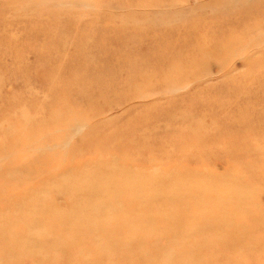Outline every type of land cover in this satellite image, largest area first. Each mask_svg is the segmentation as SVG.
Segmentation results:
<instances>
[{"label":"rangeland","instance_id":"obj_1","mask_svg":"<svg viewBox=\"0 0 264 264\" xmlns=\"http://www.w3.org/2000/svg\"><path fill=\"white\" fill-rule=\"evenodd\" d=\"M263 1L0 0V226H9L24 206L40 199L48 208H64L66 202L53 191L56 182L91 166L169 180L191 175L189 183L220 189L221 205L234 208L236 196L250 197L242 203L247 215L235 219L237 212L230 209L234 224L200 227L178 243L170 236L140 242L146 257L140 264H264ZM126 255L130 262L138 259ZM77 256L79 261L82 256ZM123 257H112L114 264H124Z\"/></svg>","mask_w":264,"mask_h":264},{"label":"bare ground","instance_id":"obj_2","mask_svg":"<svg viewBox=\"0 0 264 264\" xmlns=\"http://www.w3.org/2000/svg\"><path fill=\"white\" fill-rule=\"evenodd\" d=\"M42 1V0H41ZM47 1V0H46ZM57 1V0H56ZM59 1V0H58ZM65 1V0H64ZM90 1V0H88ZM100 1V0H99ZM103 1V0H102ZM136 1V0H135ZM160 1V0H159ZM165 1V0H163ZM168 1V0H167ZM222 1V0H221ZM241 1V0H240ZM259 1V0H258ZM24 2V1H23ZM39 2V1H38ZM69 2V1H68ZM112 2V1H111ZM116 2V1H115ZM125 2V1H124ZM173 2V1H172ZM213 2V1H212ZM225 2V1H224ZM248 2V1H247ZM257 2V1H254ZM264 2V1H263ZM52 3V2H50ZM62 3V1H61ZM75 3V2H74ZM108 3V2H106ZM141 3V2H140ZM156 3V2H154ZM182 3V2H181ZM261 3V2H260ZM26 4V2H25ZM39 4V3H37ZM44 4V3H41ZM57 4V3H56ZM66 4V3H65ZM95 4V3H94ZM113 4V3H112ZM124 4V3H123ZM150 4V3H149ZM152 4V3H151ZM150 4V5H151ZM160 4V3H159ZM189 4V3H188ZM187 4V5H188ZM212 4V3H211ZM252 4V3H251ZM34 4L33 6H35ZM45 5V4H44ZM102 5V4H101ZM122 5V4H121ZM125 5V4H124ZM147 5V3H146ZM157 5V4H156ZM199 5H202L199 4ZM239 5V3H238ZM246 5V4H245ZM255 5V3L253 4ZM262 5V4H261ZM43 6V5H42ZM50 6V5H49ZM131 6V3L130 5ZM198 6V5H197ZM206 6V4H205ZM236 6V5H235ZM241 6V5H240ZM25 7V6H24ZM47 7V6H46ZM54 7V6H53ZM69 7V6H67ZM74 7V6H72ZM71 7V8H72ZM134 7V6H133ZM136 7V5H135ZM159 7V5L157 6ZM173 7V6H172ZM208 7V6H207ZM212 7V6H211ZM216 7V6H215ZM230 7V6H228ZM254 7V6H253ZM263 7V6H262ZM39 8V7H38ZM64 8V7H63ZM70 8V9H71ZM76 10V7H74ZM101 8V7H100ZM137 8V7H136ZM151 8V7H150ZM197 8V7H196ZM202 8V7H201ZM239 8V7H238ZM244 8V7H243ZM247 8V7H246ZM250 8V7H249ZM252 8V7H251ZM28 9V7H27ZM45 9V8H44ZM73 9V8H72ZM71 9V11H72ZM102 9V8H101ZM107 8H105L106 10ZM130 9V8H129ZM142 9V8H140ZM148 9V8H147ZM155 9V8H154ZM227 9V8H226ZM248 9V8H247ZM253 9V8H252ZM251 9V10H252ZM39 10V9H38ZM103 10V9H102ZM123 10V9H121ZM136 10V9H135ZM183 10V9H182ZM198 10V9H197ZM215 10V9H214ZM244 10V9H243ZM250 10V9H249ZM42 11V10H41ZM46 11V10H44ZM48 11V10H47ZM51 11V10H49ZM69 11V10H68ZM78 11V10H77ZM99 11V10H98ZM108 11V10H107ZM137 11V10H136ZM143 11V10H142ZM213 11V10H211ZM240 11V10H239ZM261 11V10H260ZM75 12V11H74ZM73 12V13H74ZM79 12V11H78ZM87 12V11H86ZM89 12V11H88ZM101 12V11H100ZM111 12V11H110ZM120 12V11H118ZM144 12V11H143ZM201 12V11H200ZM229 12V11H228ZM235 12V11H234ZM243 12V11H242ZM255 12V11H254ZM258 12V10H257ZM54 13V12H53ZM105 13V12H104ZM113 13V12H112ZM150 13V12H148ZM159 13V12H158ZM206 13V12H205ZM209 13V12H208ZM211 13V12H210ZM244 13V12H243ZM62 14V13H61ZM72 14V13H71ZM75 14V13H74ZM103 14V13H102ZM109 13H107L108 15ZM117 14V13H116ZM115 14V15H116ZM141 14V13H139ZM152 14V13H151ZM175 14V13H173ZM242 14V13H241ZM256 14V13H255ZM48 15V14H47ZM44 15V16H47ZM52 15V14H51ZM55 15V13H54ZM67 15H69L67 13ZM106 15V16H107ZM110 15V14H109ZM137 15V13H136ZM148 15V14H147ZM162 15V14H161ZM232 15V14H231ZM234 15V14H233ZM247 15V14H246ZM40 16V15H39ZM42 16V14H41ZM125 16V15H124ZM133 16V14H132ZM130 16V17H132ZM144 16V14H143ZM156 16V15H155ZM154 16V17H155ZM228 16V15H227ZM54 17V16H53ZM102 17V15H101ZM129 17V18H130ZM142 17V16H141ZM140 17V18H141ZM205 17V16H204ZM231 17V16H230ZM229 17V18H230ZM233 17V16H232ZM39 18V17H38ZM51 18V17H50ZM107 18V17H106ZM135 19L137 17H134ZM153 18V16H152ZM192 18V17H191ZM211 18V17H210ZM221 18V17H220ZM247 18V17H245ZM18 19V18H17ZM32 19V18H31ZM37 19V18H35ZM33 19V20H35ZM41 19V18H40ZM86 19V18H85ZM90 20V18H88ZM101 19V18H100ZM121 19V18H120ZM144 19V18H142ZM158 19V18H157ZM176 19V16H175ZM186 19V18H185ZM217 19V18H216ZM242 19V18H241ZM66 20V19H65ZM107 20V19H106ZM109 20V19H108ZM191 20V19H190ZM220 20V19H218ZM230 20V19H229ZM228 20V21H229ZM239 20V19H238ZM243 20V19H242ZM13 21V20H12ZM16 21V20H15ZM27 21V19H26ZM53 21V20H52ZM114 21V20H113ZM119 21V20H118ZM162 21V19H161ZM165 21V20H163ZM192 21V20H191ZM215 21V20H214ZM224 21V20H223ZM233 21V20H232ZM235 21V20H234ZM244 21V20H243ZM46 22V21H45ZM157 22V21H156ZM185 22V20H184ZM182 22V23H184ZM193 22V21H192ZM196 22V21H195ZM221 22V21H220ZM245 22V21H244ZM254 22V21H252ZM36 23V22H35ZM60 23V22H59ZM102 23V22H101ZM161 23V22H160ZM191 23V22H190ZM194 23V22H193ZM216 23V22H215ZM219 23V22H218ZM58 24V23H57ZM63 24V23H62ZM67 24V23H65ZM82 24V23H81ZM155 24V23H154ZM157 24V23H156ZM169 24V23H168ZM188 24V23H187ZM208 24V23H207ZM212 24V23H211ZM234 24V23H233ZM233 24H231L233 26ZM240 24V23H239ZM247 24V23H246ZM257 24V23H256ZM31 25V24H30ZM50 25V24H49ZM56 25V23H55ZM74 25V24H73ZM86 25V24H85ZM135 25V24H134ZM164 25V23H163ZM166 25V24H165ZM219 25V24H218ZM224 25V23H223ZM252 25V24H251ZM81 26V25H80ZM130 26V25H129ZM133 26V25H132ZM154 26V25H153ZM170 26V25H169ZM243 26V25H242ZM255 26V25H254ZM53 27V26H52ZM56 27V26H55ZM58 27V26H57ZM68 27V26H67ZM87 27V26H85ZM100 27V26H99ZM138 27V26H137ZM165 27V26H164ZM162 27V28H164ZM177 27V26H176ZM190 27V26H189ZM219 29V26H217ZM222 27V26H220ZM260 27V26H259ZM26 28V27H25ZM63 28V27H62ZM66 28V27H65ZM139 28V27H138ZM154 28V27H153ZM161 28V29H162ZM168 28V27H167ZM216 28V27H215ZM235 28V27H234ZM240 28V27H239ZM250 28V27H249ZM257 28V27H256ZM28 29V28H27ZM26 29V30H27ZM37 29V28H35ZM48 29V28H47ZM53 29V28H52ZM88 29V28H87ZM85 29V30H87ZM92 29V27H91ZM90 29V30H91ZM97 29V27H96ZM173 29V28H172ZM177 29V28H175ZM182 29V28H181ZM204 29V28H203ZM202 29V30H203ZM213 29V28H212ZM261 29V28H260ZM51 30V29H50ZM49 30V31H50ZM84 30V29H83ZM82 30V33H83ZM101 30V29H99ZM157 30V29H156ZM155 30V31H156ZM164 30V29H163ZM199 30V29H198ZM201 30V31H202ZM215 30V29H213ZM231 30V29H230ZM240 30V29H239ZM238 30V31H239ZM248 30V28H247ZM250 30V29H249ZM248 30V33H249ZM254 30V28H253ZM252 30V31H253ZM24 31V30H23ZM74 31V30H73ZM97 31V30H95ZM102 31V30H101ZM172 32V30H170ZM207 31V30H206ZM219 31V30H218ZM236 31V30H235ZM244 31V30H243ZM35 32V31H34ZM37 32V31H36ZM54 32V31H51ZM116 32V31H115ZM148 32V31H147ZM154 32V31H153ZM194 32V31H193ZM192 32V33H193ZM203 32V31H202ZM217 32V31H216ZM227 32V31H225ZM241 32V31H240ZM26 33V32H25ZM39 33V32H37ZM58 33V32H57ZM66 32L64 31V34ZM80 33V32H79ZM92 33V32H91ZM94 33V32H93ZM107 33V32H106ZM129 33V32H128ZM135 33V32H134ZM140 33V32H139ZM152 33V32H151ZM159 33V32H158ZM157 33V34H158ZM177 33V32H176ZM184 33V31H183ZM182 33V35H183ZM201 33V32H200ZM204 33V32H203ZM234 33V32H233ZM238 33V32H237ZM235 33V34H237ZM246 33V32H245ZM260 33V32H259ZM30 34V33H29ZM46 34V33H45ZM49 34V32H48ZM97 34V33H96ZM100 34V33H99ZM155 34V33H154ZM187 34V33H186ZM197 34V33H196ZM199 34V33H198ZM206 34V33H205ZM213 34V33H212ZM244 35V32L242 33ZM253 34V33H252ZM23 35V34H22ZM81 35V34H80ZM102 35V34H101ZM164 35V34H163ZM175 35V34H174ZM181 35V33H180ZM181 35V36H182ZM202 35V34H201ZM221 35V34H219ZM223 35V34H222ZM228 35V34H227ZM242 35V36H243ZM246 35V34H245ZM249 35V34H247ZM255 35V34H253ZM25 36V35H24ZM30 36V35H26ZM35 36V35H33ZM44 36V35H43ZM61 36V35H60ZM59 36V37H60ZM70 36V35H69ZM74 36V34H73ZM109 36V35H108ZM155 36V35H154ZM165 36V35H164ZM170 36V35H168ZM176 36V35H175ZM180 36V37H181ZM204 36V35H203ZM213 36V35H212ZM233 36V35H230ZM2 37V36H0ZM32 37V36H31ZM36 37V36H35ZM40 37V35H39ZM38 37V38H39ZM65 37V36H64ZM76 37V36H74ZM84 37L85 36H81ZM93 37V35H92ZM99 37V36H98ZM111 37V35L109 36ZM113 37V36H112ZM122 37V36H121ZM135 37V36H134ZM166 37V36H165ZM173 37V36H172ZM205 37V36H204ZM237 38V36H235ZM30 38V37H28ZM54 38V37H53ZM72 38V37H71ZM108 38V37H107ZM117 38V35H116ZM124 38V37H122ZM127 38V37H125ZM169 38V37H168ZM167 38V39H168ZM183 38V37H182ZM218 38V37H217ZM245 38V37H244ZM244 38H240L243 39ZM264 38V37H263ZM7 39V38H6ZM24 39V38H23ZM32 39V38H30ZM34 39V38H33ZM48 39V38H47ZM76 39V38H75ZM96 39V38H95ZM98 39V38H97ZM104 39V38H103ZM110 39V38H109ZM121 39V38H119ZM118 39V40H119ZM134 39V38H133ZM158 39V38H157ZM179 39V38H178ZM184 39V38H183ZM182 39V40H183ZM195 39V38H194ZM225 39V38H224ZM227 39V36H226ZM234 39V38H233ZM246 39V38H245ZM251 39V38H250ZM254 39V38H253ZM27 40V39H26ZM46 40V39H45ZM60 40V39H59ZM77 40V39H76ZM108 40V39H107ZM112 42V39H110ZM129 40H132L131 38ZM139 40V39H137ZM152 40V39H151ZM160 40V38H159ZM190 40V39H189ZM202 39H200L201 41ZM204 40V39H203ZM209 40V39H208ZM237 40H239L237 38ZM262 40V38H261ZM48 41V40H47ZM46 41V42H47ZM51 41V40H50ZM49 41V42H50ZM63 41V40H62ZM65 41V40H64ZM63 41V42H64ZM73 41V40H72ZM93 41V40H92ZM91 41V43H92ZM102 41V40H101ZM109 41V40H108ZM135 41V40H134ZM149 41V40H148ZM164 41V39H163ZM168 41V40H166ZM196 41V40H193ZM211 41V39H210ZM218 41V40H217ZM240 41V40H239ZM258 41V40H257ZM256 41V42H257ZM39 42V41H38ZM43 42V41H42ZM55 42V41H54ZM61 43V41H59ZM58 42V43H59ZM75 42V41H74ZM116 42V41H115ZM114 42V43H115ZM121 42V41H120ZM130 42V41H127ZM161 42V41H160ZM175 42V41H174ZM190 42V41H189ZM205 42V41H204ZM209 42V41H208ZM225 42V41H224ZM238 42V41H237ZM242 42V41H241ZM262 42H264L262 40ZM261 42V43H262ZM51 43V42H50ZM80 43V42H79ZM105 43V42H104ZM173 42H171L172 44ZM181 43V42H180ZM230 43V42H229ZM243 43V42H242ZM21 44V42H20ZM97 44V42H96ZM95 44V45H96ZM100 44V43H99ZM123 44V43H122ZM126 44V43H125ZM131 44V42H130ZM174 44V43H173ZM172 44V45H173ZM189 44V43H188ZM187 44V45H188ZM197 44V42H196ZM195 44V45H196ZM205 44V43H204ZM215 44V43H214ZM226 44V43H224ZM236 44V43H235ZM238 44V43H237ZM258 44V42L256 43ZM52 45V44H51ZM57 45V44H56ZM61 45V44H60ZM76 45V44H75ZM74 45V46H75ZM101 45V44H100ZM114 45V44H113ZM185 46V44H183ZM193 45V44H192ZM201 45V44H200ZM198 44V47L200 46ZM228 45V44H227ZM232 45V44H231ZM239 45V44H238ZM246 45V44H245ZM45 46V45H44ZM78 46V45H77ZM82 46V44L80 45ZM90 46V45H89ZM123 46V45H122ZM128 46V45H127ZM135 46V44L133 45ZM132 46V47H133ZM155 46V45H154ZM165 46V45H164ZM164 46L162 48H164ZM182 46V45H180ZM194 46V45H193ZM226 46V45H225ZM237 46V45H236ZM235 46V47H236ZM243 46V45H242ZM254 47L256 45H253ZM48 47V45H47ZM56 47V46H55ZM73 47V46H71ZM100 47V46H99ZM112 47V46H110ZM118 47V46H117ZM129 47V46H128ZM131 47V48H132ZM160 47V46H159ZM158 47V48H159ZM183 47V46H182ZM181 47V48H182ZM192 47V46H191ZM208 47V46H207ZM211 47V46H210ZM229 45L227 46V48ZM232 47V46H231ZM230 47V48H231ZM258 47V46H257ZM53 48V47H52ZM60 48V46H59ZM79 48V47H78ZM105 48V47H104ZM103 48V49H104ZM123 48H125L123 46ZM166 48V46H165ZM164 48V49H165ZM169 48V45H168ZM202 48V47H201ZM224 48V47H223ZM229 48V49H230ZM28 49V48H27ZM63 49V48H62ZM69 49V48H68ZM72 49V48H71ZM75 48H73L74 50ZM94 49V47H93ZM99 49V48H98ZM113 49V48H112ZM111 49V50H112ZM117 49V48H116ZM129 49V48H128ZM163 49V50H164ZM180 49V48H179ZM185 48H183L184 50ZM198 49V48H196ZM207 49V48H206ZM228 49V50H229ZM236 49V48H235ZM243 49V48H242ZM29 50V49H28ZM76 50V49H75ZM92 50V49H91ZM95 50V49H94ZM101 50V49H100ZM99 50V51H100ZM106 50V49H105ZM126 50V48H125ZM162 50V51H163ZM169 50V49H168ZM172 50V48H171ZM177 50V49H176ZM194 50V48L192 49ZM208 50V49H207ZM214 50V48H213ZM231 50V49H230ZM246 50V49H245ZM32 51V50H31ZM64 51V50H63ZM85 51H76L77 53ZM98 51V50H97ZM102 51V50H101ZM118 51V50H117ZM160 51V50H159ZM174 51V50H173ZM172 51V52H173ZM182 51V50H181ZM191 51V49H190ZM204 51V50H203ZM210 51V50H209ZM219 51V50H218ZM69 52V51H68ZM72 52V51H71ZM75 53V51H73ZM88 52V51H87ZM95 52V51H94ZM106 52V51H105ZM109 52V51H108ZM111 52V51H110ZM158 51L156 50V53ZM213 52V51H212ZM224 52V51H223ZM247 52V51H246ZM61 53V52H60ZM98 53V52H96ZM114 53V52H113ZM119 53V52H118ZM133 54V52H131ZM154 53V50H153ZM170 53V52H169ZM180 53V51H179ZM205 53V51H204ZM203 53V54H204ZM220 53V52H219ZM264 53V52H263ZM72 54V53H71ZM71 54H69L71 56ZM110 54V53H109ZM160 54V53H159ZM175 54V53H174ZM199 54V53H198ZM201 54V53H200ZM208 53H206L207 56ZM214 54V53H213ZM80 55V54H79ZM97 55V54H96ZM100 55V53H99ZM103 55V54H102ZM158 55V54H157ZM166 55V54H164ZM186 55V54H185ZM210 55V53H209ZM230 55V54H229ZM264 55V54H263ZM60 57V55L58 54ZM69 56V57H70ZM73 56V55H72ZM75 56V55H74ZM81 56V55H80ZM115 56V55H114ZM160 56V55H159ZM159 56H157L159 58ZM169 56V55H168ZM172 56V55H171ZM191 56V55H190ZM203 56V55H202ZM217 56V55H216ZM221 56V55H220ZM68 57V58H69ZM77 57V55L75 56ZM87 57V56H86ZM100 57V56H99ZM126 57V56H125ZM182 57V54H181ZM186 57V56H185ZM192 57V56H191ZM209 57V56H208ZM207 57V58H208ZM229 57V56H228ZM67 58V59H68ZM111 58V56H110ZM153 58V57H152ZM156 58V57H155ZM154 58V59H155ZM162 58V57H161ZM174 57H172L173 59ZM178 58V56L176 57ZM184 58V57H183ZM190 58V57H189ZM199 58V57H198ZM205 58V57H203ZM217 58V57H216ZM90 59V58H89ZM88 59V60H89ZM92 59V57H91ZM115 59V58H114ZM160 59V58H159ZM164 60L166 58H163ZM193 59V58H192ZM212 59V58H211ZM218 59V58H217ZM59 60V59H58ZM87 60V61H88ZM111 60V59H110ZM171 60V59H170ZM174 60V59H173ZM178 60V59H177ZM198 60V59H197ZM215 60V59H214ZM226 60V59H225ZM251 60V59H250ZM258 60V59H256ZM68 61V60H67ZM115 61V60H114ZM121 61V60H120ZM134 61V60H133ZM147 61V60H146ZM162 60H160L161 62ZM172 61V60H171ZM180 61V58H179ZM178 61V62H179ZM182 61V60H181ZM203 61V60H202ZM201 61V62H202ZM224 61V60H223ZM264 62L263 60H261ZM82 62V61H81ZM112 62V61H111ZM123 62V61H121ZM141 62V61H140ZM159 62V63H160ZM190 62V61H189ZM200 62V61H199ZM204 62V61H203ZM208 62V61H207ZM128 63V62H127ZM163 63V62H162ZM172 63V62H171ZM184 63V61H183ZM211 62H209L210 64ZM259 63V62H258ZM107 64V63H106ZM113 64V63H112ZM145 64V63H142ZM161 64V63H160ZM186 64V63H185ZM205 64V63H204ZM249 64V63H248ZM247 64V65H248ZM82 65V64H81ZM99 65V63H98ZM118 65V64H116ZM126 65V64H125ZM146 65V64H145ZM150 65V63H149ZM159 65V64H158ZM201 65V64H200ZM223 65V64H222ZM88 66H90L88 64ZM93 66V65H92ZM111 66V65H110ZM128 66V65H126ZM131 66V65H129ZM136 66V65H135ZM167 66V65H166ZM169 66V65H168ZM209 66V65H208ZM254 66V65H253ZM258 66V65H257ZM264 66V65H263ZM80 67V66H79ZM147 67V66H146ZM149 67V66H148ZM193 67V65H192ZM210 67V66H209ZM249 67V65H248ZM84 68V67H83ZM91 68V66H90ZM103 68V67H102ZM108 68V67H107ZM118 68V66H117ZM159 68V67H158ZM178 68V67H177ZM189 68V67H188ZM93 69V67H92ZM113 69V68H112ZM220 69V68H219ZM224 69V68H222ZM249 69V68H248ZM251 69V68H250ZM253 69V68H252ZM98 70V69H97ZM133 70V69H132ZM175 70V69H174ZM263 70V69H262ZM126 71V70H125ZM247 71V69L245 70ZM249 71V70H248ZM256 71V69L254 70ZM106 72V71H105ZM104 72V73H105ZM135 72V71H134ZM136 72H139L136 71ZM257 72V71H256ZM264 72V71H261ZM246 73V72H245ZM101 74V73H100ZM125 74V73H124ZM132 74V73H131ZM247 74V73H246ZM256 74V73H255ZM260 74V72H259ZM258 74V75H259ZM128 75V74H127ZM198 75V74H197ZM133 76V75H132ZM242 76V74H241ZM249 76V74H248ZM253 76V75H252ZM139 77V76H138ZM172 77V76H170ZM175 77V76H174ZM261 77V75L259 76ZM191 78V77H190ZM234 78V77H233ZM250 78V77H249ZM126 79V78H125ZM129 79V77H128ZM135 79V78H134ZM133 79V80H134ZM140 79V78H138ZM240 79V78H239ZM141 80V79H140ZM177 80V79H176ZM243 80V79H242ZM250 80V79H249ZM136 81V80H134ZM262 81V80H261ZM123 83V81H122ZM131 83V82H130ZM195 83V82H194ZM129 84V83H128ZM234 85V83H233ZM263 85V84H262ZM105 86V85H104ZM121 86V85H120ZM124 86V85H123ZM122 86V87H123ZM142 86V85H140ZM235 87L237 85H234ZM249 86V85H248ZM247 86V87H248ZM191 88V87H190ZM237 88V87H236ZM240 89V87L238 86ZM250 88V87H249ZM149 89V88H148ZM147 89V90H148ZM158 89V88H156ZM146 90V89H145ZM153 90V89H152ZM252 90V89H251ZM181 91V90H180ZM253 91V90H252ZM144 92V91H143ZM151 92V91H149ZM261 93V92H260ZM162 95V94H161ZM236 95V94H235ZM239 95V94H238ZM240 96V95H239ZM258 96V95H257ZM159 97V95L157 96ZM171 97V96H170ZM235 97V96H234ZM241 97V96H240ZM244 97V96H243ZM254 97V96H253ZM261 97V96H260ZM160 98V97H159ZM242 99V97H241ZM258 99V98H257ZM262 99V98H261ZM264 99V98H263ZM209 101V100H208ZM191 102V101H190ZM212 103V102H211ZM257 103V102H256ZM181 105V104H180ZM212 111V110H211ZM215 113V111H214ZM185 115V114H184ZM187 119V118H186ZM185 119V120H186ZM191 120V119H190ZM184 121V120H183ZM187 121V120H186ZM75 122V121H74ZM230 123V122H229ZM90 124V123H89ZM194 124V123H193ZM227 125V124H226ZM232 125V124H231ZM246 125V124H245ZM249 125V123H248ZM181 126V125H180ZM184 126V125H183ZM195 126H197L195 124ZM238 127V126H237ZM249 127V126H248ZM234 128V127H233ZM173 129V128H171ZM180 129V128H177ZM244 129V127H243ZM25 130V129H24ZM249 130V129H248ZM176 131V130H175ZM181 131V129H180ZM79 132V131H78ZM177 132V131H176ZM204 132V131H203ZM243 132V131H242ZM28 133V132H27ZM193 133V132H192ZM189 132V134L192 135ZM210 133V132H209ZM239 133V132H238ZM237 133V134H238ZM241 133V131H240ZM249 133V132H248ZM253 133V132H252ZM212 134V133H211ZM215 134V133H214ZM213 135V134H212ZM206 136V135H205ZM216 136V134L214 135ZM241 136V135H240ZM208 137V136H207ZM188 138V137H187ZM233 138V137H232ZM237 138V137H236ZM239 138V137H238ZM180 139V138H179ZM183 139V138H182ZM186 139V138H185ZM192 139V138H191ZM197 139V138H196ZM211 139V137H210ZM226 139V138H225ZM253 139V137H252ZM176 140V139H173ZM241 140V139H240ZM177 142V140H176ZM186 141H184L185 143ZM188 142V141H187ZM209 142V141H208ZM64 143V142H63ZM182 143V142H181ZM193 143V141H192ZM201 143V140H200ZM210 143V142H209ZM186 144V143H185ZM184 144V145H185ZM236 144V143H235ZM180 145V143H179ZM178 145V146H179ZM240 145V143H239ZM135 146V145H134ZM235 146V145H234ZM241 147V146H240ZM186 148V147H185ZM189 148V146H188ZM220 149V148H219ZM218 149V150H219ZM251 149V148H250ZM112 150V149H111ZM189 150V149H188ZM223 150V149H222ZM225 150V149H224ZM228 152V151H227ZM238 152V150H237ZM234 153V152H233ZM183 154V153H182ZM191 154V153H190ZM236 154V153H235ZM186 155V154H185ZM193 156V155H192ZM198 156V155H197ZM226 156V155H225ZM236 156V155H235ZM234 156V157H235ZM179 157V156H178ZM200 157V156H199ZM233 157V158H234ZM181 158V157H180ZM189 158V157H188ZM196 158V157H195ZM125 159V158H124ZM193 159V158H192ZM112 160V159H111ZM179 160V159H178ZM185 160V159H184ZM189 160V159H188ZM198 160V159H197ZM187 161V160H186ZM193 161V160H192ZM196 161V160H195ZM194 161V162H195ZM200 161V160H199ZM124 162V161H123ZM129 162V161H128ZM177 162V161H176ZM181 162V161H179ZM183 162V160H182ZM178 163V162H177ZM190 163V162H188ZM200 164V163H199ZM202 164V163H201ZM150 165V164H147ZM103 167V166H102ZM264 167V166H263ZM100 171L91 166L77 173L73 172L59 179L53 191L66 203L64 208H48L45 201H38L33 206H24V213L16 214L9 226H0V258L5 264H98L103 262L114 264L112 257H123L124 264H140L144 254L139 250V243L153 239L160 242L164 236L172 241H184L193 237V232L200 227L209 229L222 225L234 224L235 219L243 220L247 210L242 203L248 202L243 195L237 197L234 208L227 203L221 205L220 189H211L207 184L189 183V177L169 180L167 178H147L138 171H129L115 167L114 172ZM261 171V170H260ZM58 176V175H57ZM20 178V177H19ZM204 178V177H202ZM221 178V177H220ZM10 179V178H9ZM54 179V178H53ZM193 179V178H192ZM199 179V178H198ZM205 179V178H204ZM203 179V180H204ZM194 180V179H193ZM215 180V179H214ZM238 181V180H237ZM209 182V181H208ZM223 182V181H222ZM236 182V181H235ZM197 183V181H196ZM210 183V182H209ZM228 183V182H227ZM234 183V182H233ZM239 183V182H238ZM246 183V182H245ZM54 184V183H53ZM224 182L222 183L223 186ZM220 185V183H219ZM228 185V184H227ZM234 185V184H233ZM231 185V186H233ZM237 185V184H236ZM240 185V184H239ZM242 185V183H241ZM245 184L243 183V186ZM54 186V185H52ZM226 186V185H225ZM224 186V187H225ZM260 186V185H259ZM224 187H222L224 189ZM246 187V186H245ZM27 189V187H25ZM52 188V187H51ZM50 188V189H51ZM221 188V187H220ZM221 188V189H222ZM227 187H225L226 190ZM229 189V188H228ZM232 189V188H230ZM234 189V188H233ZM236 189V188H235ZM239 189H241L239 187ZM250 189V188H249ZM11 190V189H10ZM248 190V189H246ZM227 191V190H226ZM233 191V190H232ZM230 190V192H232ZM244 191V189H243ZM242 191V192H243ZM224 192V191H223ZM234 192V191H233ZM232 192V193H233ZM17 193V192H16ZM220 193V195H219ZM230 193V194H232ZM244 194L248 193L245 191ZM241 193V194H243ZM251 193V192H250ZM229 194V193H227ZM238 194V193H237ZM223 196V194H222ZM44 197V196H43ZM47 197V196H46ZM9 198V197H8ZM50 198V196H48ZM224 198V197H223ZM227 198V197H226ZM229 198V197H228ZM218 199V200H217ZM231 199H234L231 198ZM230 199V200H231ZM49 200V199H48ZM213 200H217L216 205ZM225 201V199H224ZM229 201V200H228ZM251 201V199H250ZM35 203V202H34ZM251 203V202H250ZM254 205V204H253ZM251 206V205H250ZM248 206V207H250ZM256 208V207H255ZM51 209V210H50ZM260 219V218H259ZM261 221V220H260ZM214 230V229H213ZM166 238V237H165ZM168 242V241H167ZM192 242V241H191ZM141 244V243H140ZM166 244V243H165ZM202 246V245H201ZM142 251V250H141ZM193 251V250H192ZM191 251V252H192ZM136 254V261L127 260V253ZM144 252V251H143ZM145 253V252H144ZM77 254L81 258L77 260ZM131 255L132 254H128ZM146 255V254H145ZM150 255V254H149ZM147 255V256H149ZM130 256V257H131ZM153 256V255H152ZM148 258V257H147ZM150 258V256H149ZM148 258V260H149ZM153 258V257H152ZM144 259V258H143ZM155 259V258H154ZM122 260V259H121ZM130 260H132L130 258ZM146 260V257L145 259ZM143 260V261H144ZM122 262V263H123ZM184 263V262H183Z\"/></svg>","mask_w":264,"mask_h":264}]
</instances>
